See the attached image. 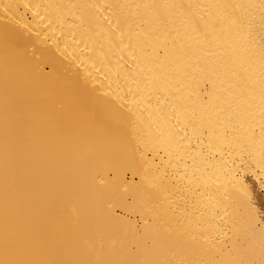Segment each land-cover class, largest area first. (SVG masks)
I'll use <instances>...</instances> for the list:
<instances>
[{
  "label": "bare ground",
  "instance_id": "obj_1",
  "mask_svg": "<svg viewBox=\"0 0 264 264\" xmlns=\"http://www.w3.org/2000/svg\"><path fill=\"white\" fill-rule=\"evenodd\" d=\"M259 194L264 0H0V264H264Z\"/></svg>",
  "mask_w": 264,
  "mask_h": 264
},
{
  "label": "rangeland",
  "instance_id": "obj_2",
  "mask_svg": "<svg viewBox=\"0 0 264 264\" xmlns=\"http://www.w3.org/2000/svg\"><path fill=\"white\" fill-rule=\"evenodd\" d=\"M258 196H259L258 198H259V200H260V204H261L260 207H261L262 211H264V201H263V199H262V197H261V194H259ZM260 197H261V198H260ZM262 213L264 214V212H262ZM3 250H4V251H7V250H9V249L3 248Z\"/></svg>",
  "mask_w": 264,
  "mask_h": 264
}]
</instances>
